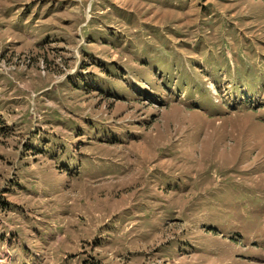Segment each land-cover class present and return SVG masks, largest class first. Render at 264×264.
<instances>
[{
	"label": "rangeland",
	"instance_id": "rangeland-1",
	"mask_svg": "<svg viewBox=\"0 0 264 264\" xmlns=\"http://www.w3.org/2000/svg\"><path fill=\"white\" fill-rule=\"evenodd\" d=\"M0 264H264V0H0Z\"/></svg>",
	"mask_w": 264,
	"mask_h": 264
}]
</instances>
